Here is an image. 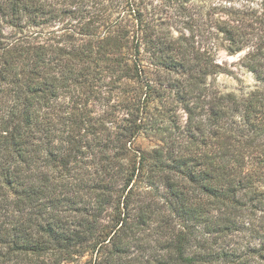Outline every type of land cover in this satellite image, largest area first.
<instances>
[{
    "label": "trees",
    "instance_id": "trees-1",
    "mask_svg": "<svg viewBox=\"0 0 264 264\" xmlns=\"http://www.w3.org/2000/svg\"><path fill=\"white\" fill-rule=\"evenodd\" d=\"M0 264H264V0H0Z\"/></svg>",
    "mask_w": 264,
    "mask_h": 264
},
{
    "label": "rangeland",
    "instance_id": "rangeland-1",
    "mask_svg": "<svg viewBox=\"0 0 264 264\" xmlns=\"http://www.w3.org/2000/svg\"><path fill=\"white\" fill-rule=\"evenodd\" d=\"M144 1L145 3H148V5L151 3L153 5H156V4H159L161 0H144ZM240 1L241 0H236V3L239 4ZM254 1H259V0H254ZM146 10L148 11L149 9H146ZM156 10H159V9H154V11ZM70 15L71 14H65L63 16L64 21L61 20V22H58L57 24L59 26L64 24L65 21L69 20ZM243 53L244 51H241L235 55H227V53L224 50H220L218 52V60L219 61L225 60L228 64L236 63L239 57L243 55ZM232 69L234 70V73L232 74L221 73L216 77L215 82L220 89L224 91H232V90H237L240 88L247 90L253 87V84L255 83V79L250 72H247L244 69H240L238 68V66H235V65L232 66ZM86 258L87 257L84 256L81 261L84 262Z\"/></svg>",
    "mask_w": 264,
    "mask_h": 264
}]
</instances>
